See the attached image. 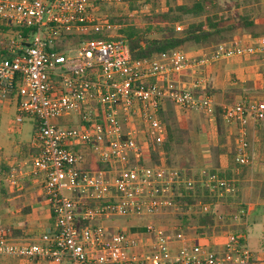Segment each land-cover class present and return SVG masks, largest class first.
<instances>
[{
    "label": "built area",
    "instance_id": "obj_1",
    "mask_svg": "<svg viewBox=\"0 0 264 264\" xmlns=\"http://www.w3.org/2000/svg\"><path fill=\"white\" fill-rule=\"evenodd\" d=\"M134 1L141 0H0V24L13 32L0 34V98L15 97L18 123L23 116L39 121L34 135L38 152L28 175L44 178V195L54 217L39 243L17 242L0 230V256L31 264H252L251 250L235 234L219 250L151 221L141 232L102 223L161 216L178 208V191L196 185L217 199L234 194V180L219 174L188 177L146 161L151 160L152 142L159 155L165 153L166 126L159 117L164 102L201 112L210 122L215 119L217 104L204 92V81L182 88L171 81L174 75L264 54L263 34L249 44L231 41L206 47L201 55L173 51L133 60L126 43L115 38L123 24L111 22L114 15L106 8ZM91 31L113 38L85 40L68 50L56 47L66 36ZM74 114L79 125L55 122ZM223 118L239 126L237 162L251 164L247 125L264 121V100L224 106ZM85 151L107 168H85ZM22 174L14 170L9 178L16 183ZM196 206L205 213L214 202L199 201Z\"/></svg>",
    "mask_w": 264,
    "mask_h": 264
},
{
    "label": "crops",
    "instance_id": "obj_2",
    "mask_svg": "<svg viewBox=\"0 0 264 264\" xmlns=\"http://www.w3.org/2000/svg\"><path fill=\"white\" fill-rule=\"evenodd\" d=\"M256 1L254 4L243 6L242 9L254 12L256 30L264 34V0ZM1 33L11 35L13 32L10 30L0 31ZM235 36L237 38L233 41L244 44L252 43L257 38L250 33ZM186 50L191 55H201L209 49L189 47ZM171 81L175 86L182 88L204 81L205 92L209 91L217 106L222 109L224 106L234 105L243 100H264V54L220 60L198 71L188 70L180 75H174ZM166 102L162 105L164 110ZM13 103L17 105L15 97L6 100L0 98V112ZM174 111L178 116L191 112L178 110L175 107ZM221 123L223 131L220 137L221 142H219L215 123L208 121L204 116L201 123L202 133L195 136L199 143L198 156L201 158L197 174L198 177L205 176L210 174L211 170L232 172L236 191L228 197L232 198L230 201H219L215 205L218 222L224 219L233 221L237 229L234 232L228 228L227 238L231 234L240 237L242 243L252 252V264H264V121L259 123L250 121L247 125L246 140L249 144L248 152L252 157V162L248 165H240L237 162L239 126L226 121L223 117ZM37 152L34 139L29 144H19L9 156L0 146V230L9 233L7 228L12 227L14 231L19 232V236L11 237L20 243H39L41 235L51 228L54 222L50 204L44 195V178L28 175L31 164L28 162ZM10 163H14L16 167L11 168L8 165ZM20 169L24 174L18 177L16 183H13L9 175L14 170ZM179 171L183 172V170ZM170 215L171 213L168 212L162 216L165 220H169ZM146 223L142 226L130 225L129 230L134 228L141 232ZM180 231L176 228L172 229L174 234ZM221 231L218 232L219 235L223 234ZM227 238L217 245V243L214 244L217 238L213 235L188 237L195 243L202 245L207 243L210 248L219 250L225 247ZM0 257L11 260L0 264H31L15 257ZM39 264L50 263L43 261Z\"/></svg>",
    "mask_w": 264,
    "mask_h": 264
},
{
    "label": "trees",
    "instance_id": "obj_3",
    "mask_svg": "<svg viewBox=\"0 0 264 264\" xmlns=\"http://www.w3.org/2000/svg\"><path fill=\"white\" fill-rule=\"evenodd\" d=\"M243 2L231 0V2L226 3L222 7L217 0H184V2H178L177 0H141L125 4L123 6L124 13L110 17V21L123 24L122 29L118 33L119 36L115 38L126 43L133 60H139L161 54H169L173 51H184L188 44L205 48L230 42L238 34L250 33L255 37L262 35L263 33L256 30L254 12L242 9L243 6L247 5V2ZM128 12H133L134 16L128 17ZM195 19L201 20L195 21ZM189 20L193 21L187 23ZM179 23L185 25L182 31L176 30V26ZM10 30L12 29L0 24V31L7 32ZM112 38L107 33L91 31L80 36H66L61 39L56 47L59 50H68L85 40H109ZM206 93L209 94V91L206 90ZM167 105L173 106L170 101L166 102ZM164 112L161 106L159 117L166 126L164 148L169 149L172 130L166 123ZM222 117L223 109L217 106L213 122L217 127L219 142H221L220 137L223 131ZM38 123V119H34V135L37 131ZM160 156L157 145L152 142L151 161H155L157 165H160L161 161H157L159 158H156ZM94 167L107 168V166L98 163H95ZM209 173L233 179L232 172L228 170H211ZM186 175L192 177L190 173H186ZM231 199L227 197L225 201H230ZM199 201L214 202V206L208 212L202 213L199 211L200 207L196 206ZM219 201L223 202V199H217L216 195L210 194L206 188L200 185H196L191 190L181 189L178 191L175 203H177L179 209L183 210V213L178 216L179 223H177L176 229L182 232L183 230L188 231L193 226L190 220H196V223H194L195 235L200 237L212 235L216 231L215 227L219 221L215 206ZM193 209L198 210V214L189 216L185 213ZM221 216L223 215L221 214ZM7 230L10 236H19V232L14 231L12 227H8ZM131 231L136 232L138 229L132 228Z\"/></svg>",
    "mask_w": 264,
    "mask_h": 264
},
{
    "label": "rangeland",
    "instance_id": "obj_4",
    "mask_svg": "<svg viewBox=\"0 0 264 264\" xmlns=\"http://www.w3.org/2000/svg\"><path fill=\"white\" fill-rule=\"evenodd\" d=\"M177 1L184 2V0H177ZM239 1L247 2V4L249 5L257 2L256 0H239ZM217 2L222 7H224L225 4L231 2V0H217ZM123 6L121 5L117 7H107L106 11L111 15H119L121 13H124ZM199 20L201 19H195V21H199ZM192 21L189 20L187 23H190ZM178 25H181L183 29L185 27L183 23H179ZM119 31L117 33H119ZM117 33L113 32L112 34L117 35ZM238 36H241V34H238ZM236 38L237 37L234 36L231 41L235 40ZM189 47H195V45L188 44L187 48ZM184 51L188 52V50H184ZM164 111H165L164 118L166 119V123L171 127L172 134H171V141L169 142V149L164 148L165 151L164 155L160 157H156L157 159L159 158L157 161H161V164L164 167L171 169L173 171L183 170V172L186 171L187 173H190L192 177L198 176L197 168L198 165L201 164V158L200 156H198L199 143L195 138V136L202 133L201 123L204 120L203 113L198 111H191L189 113H183V115L180 114L178 116L177 113L174 111L172 105L171 106L167 105ZM19 116L20 114L17 111L16 103H13L7 108L2 109L0 112V146L4 149V152L8 154L7 156H9V154H13L14 149H16L19 144L20 145L29 144L34 139V130H33L34 118L30 116H23V122L18 123L19 124L18 125L17 118ZM55 122H57L60 125H68V124L79 125V117L75 114L71 116H64L62 118L55 119ZM213 134H215L214 131ZM208 141L210 143V140ZM84 158H85V162L83 166L85 168L87 169L95 168L94 166L96 162L93 159V157L89 155L87 151H85ZM29 160H30V156H29ZM16 161L18 162V159H16ZM30 161L28 163H30ZM146 162H147L146 164H150V165H155L157 163L151 160ZM14 163L13 164L10 163L8 165L11 166V168H14L16 167ZM11 168L9 167V169ZM66 194L70 195L69 192H66ZM225 200L226 197L223 198V201ZM200 210L201 209L199 208V211ZM197 211L198 210L193 209L185 213L191 216L192 214L193 215L198 214ZM168 212L171 213L169 220H165L161 215L154 218L142 217V218L127 219L124 217H119L112 219H104L102 223L111 229L116 227L129 228V226L133 224L137 226H142L144 223L147 222V220H150L151 222L157 224L158 226H161L165 229H170L172 231V229H175L177 227V223H179L178 216L183 213V210L179 208H170ZM190 221L193 226H191L188 231L183 230V233H181L186 238L188 237L193 238L197 236L195 235V226H194L196 220H190ZM228 228L231 231L235 232L237 226H235L233 224V221H231L230 219H224L222 222H218L217 226L215 227L216 233L214 232L212 234L217 238L216 240H214V244L217 243L218 245L221 244L222 241L226 240L227 238L226 232ZM221 230H224L225 233L224 231ZM220 231L223 232V234L219 235L218 232ZM176 234L178 235L179 232H176L175 235ZM206 246H208V244ZM10 261H11L10 259H3L0 257V263H8Z\"/></svg>",
    "mask_w": 264,
    "mask_h": 264
}]
</instances>
